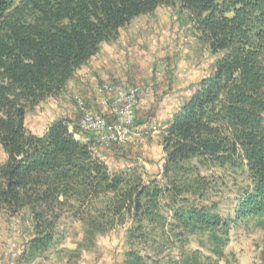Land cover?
I'll use <instances>...</instances> for the list:
<instances>
[{"label": "trees", "instance_id": "16d2710c", "mask_svg": "<svg viewBox=\"0 0 264 264\" xmlns=\"http://www.w3.org/2000/svg\"><path fill=\"white\" fill-rule=\"evenodd\" d=\"M176 6L215 62L160 130L157 176L111 170L68 118L28 129L122 29ZM0 147V214L28 225L25 262L79 260L121 231L122 264H232L234 228L264 234V0H0Z\"/></svg>", "mask_w": 264, "mask_h": 264}, {"label": "rangeland", "instance_id": "374dc122", "mask_svg": "<svg viewBox=\"0 0 264 264\" xmlns=\"http://www.w3.org/2000/svg\"><path fill=\"white\" fill-rule=\"evenodd\" d=\"M193 28L188 15L178 6L163 7L152 15L136 19L121 30L116 43L101 47L98 55L78 71L58 99L49 100L28 115V129L41 135L50 120L65 117L72 121L70 130L78 128L77 138L81 136L80 139L90 141L93 136L80 131L83 110L77 98L84 102L86 109L99 112L102 108L99 89L105 84L127 89L139 87L147 96L136 109L130 142L105 149L97 144L96 139L93 140L97 152L105 157L111 170L140 167L150 176H157L165 157L159 142L160 130L179 111L196 85L210 74L215 62L207 47L197 40ZM104 74L109 78H101ZM108 108L112 109V119L104 116L112 121L115 111ZM5 159L0 147V161ZM236 191L226 194L221 206L223 214L231 213ZM263 235L254 227L234 228L231 243L226 248L227 253L235 255L232 264H261L259 255ZM81 238L80 229L74 227L67 236L65 247L75 249ZM29 240L27 224L0 214V264H41L40 261L25 262ZM125 251L123 233L116 231L101 237L97 249L84 253L79 260H58L50 256L49 261L43 264H122Z\"/></svg>", "mask_w": 264, "mask_h": 264}, {"label": "built area", "instance_id": "2783aa9c", "mask_svg": "<svg viewBox=\"0 0 264 264\" xmlns=\"http://www.w3.org/2000/svg\"><path fill=\"white\" fill-rule=\"evenodd\" d=\"M99 93L100 106L112 107L115 111L114 119L109 121L101 113L86 109L84 102L77 98V103L83 110L80 131L88 136L92 135L101 148L127 144L131 140L136 109L145 101L147 95L139 87L127 89L115 84H105L99 89Z\"/></svg>", "mask_w": 264, "mask_h": 264}, {"label": "crops", "instance_id": "0c3cea01", "mask_svg": "<svg viewBox=\"0 0 264 264\" xmlns=\"http://www.w3.org/2000/svg\"><path fill=\"white\" fill-rule=\"evenodd\" d=\"M101 78H109V75L107 74V75H103ZM92 82V81H91ZM99 112L100 113H102L103 115H105V116H107L108 118H111L112 119V109L111 108H105V109H103V108H99ZM54 119H56V118H54ZM54 119H52V120H50L48 123H47V125H46V127H45V130H46V128H47V126L54 120ZM44 130V131H45ZM81 137H78V139H80ZM97 150V149H96ZM99 155H100V153H98ZM102 159H105V157H101Z\"/></svg>", "mask_w": 264, "mask_h": 264}, {"label": "bare ground", "instance_id": "6f19581e", "mask_svg": "<svg viewBox=\"0 0 264 264\" xmlns=\"http://www.w3.org/2000/svg\"><path fill=\"white\" fill-rule=\"evenodd\" d=\"M84 135H85V134H84ZM84 135H83V136H84ZM86 135H87V134H86ZM86 135H85V137H86ZM78 136H79V135H78ZM80 137H81V136H80ZM85 137H84V138H85ZM85 139H86V138H85ZM88 140H89V139H88ZM94 141H95V140H94Z\"/></svg>", "mask_w": 264, "mask_h": 264}]
</instances>
